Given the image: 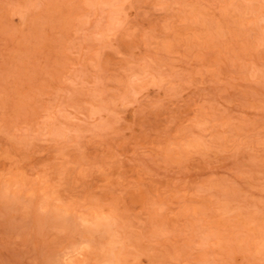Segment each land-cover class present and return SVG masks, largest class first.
I'll return each mask as SVG.
<instances>
[{"label":"rangeland","instance_id":"obj_1","mask_svg":"<svg viewBox=\"0 0 264 264\" xmlns=\"http://www.w3.org/2000/svg\"><path fill=\"white\" fill-rule=\"evenodd\" d=\"M0 264H264V0H0Z\"/></svg>","mask_w":264,"mask_h":264},{"label":"bare ground","instance_id":"obj_2","mask_svg":"<svg viewBox=\"0 0 264 264\" xmlns=\"http://www.w3.org/2000/svg\"><path fill=\"white\" fill-rule=\"evenodd\" d=\"M110 252H112V251H110Z\"/></svg>","mask_w":264,"mask_h":264}]
</instances>
